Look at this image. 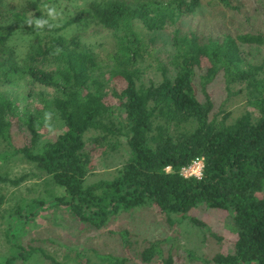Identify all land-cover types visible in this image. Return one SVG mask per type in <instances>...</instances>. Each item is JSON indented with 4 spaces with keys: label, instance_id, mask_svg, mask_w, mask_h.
<instances>
[{
    "label": "trees",
    "instance_id": "trees-1",
    "mask_svg": "<svg viewBox=\"0 0 264 264\" xmlns=\"http://www.w3.org/2000/svg\"><path fill=\"white\" fill-rule=\"evenodd\" d=\"M56 1H28L0 23V47L18 33L30 40L26 62L16 64L11 54L0 59V163L20 157L45 177L47 186L54 187L48 197L23 201L9 214L10 255L0 264L36 259L66 264L20 241L25 225L40 212L66 208L78 222L102 231L119 213L147 205L170 225L175 223L172 217L183 218L201 206L226 212L234 233L233 253L215 255L209 263L264 264V197H260L264 194V62L250 64L245 56L246 47H264V34L205 39L182 33L179 23L196 12L201 0H90L53 27L45 22L44 12ZM216 1L239 10L231 0ZM89 24L113 39L104 57L78 37L66 40L59 35L72 26ZM169 27L174 30L168 62L156 60L153 77L146 78L152 67L146 61L154 55V40L147 36ZM219 77L227 96L242 97L253 111H244L232 121L230 113L219 118L208 92ZM25 80L51 90L48 97L41 93L40 107L30 111L20 109L4 91ZM235 86L239 89L233 92ZM21 126L29 132V140L15 148L11 135ZM48 128L59 131L55 139L41 143V131ZM91 132L95 136L89 139L96 148L124 138L128 157L110 179L88 184L92 170L85 136ZM195 158L204 161L202 178H183L181 168ZM27 177L0 174V205L1 186L19 187ZM189 220L206 227L197 219ZM108 233L119 237L122 253H94L96 264H130L133 259L123 254L130 246L129 233ZM162 255L163 242L155 241L148 242L136 258L152 264ZM82 256L77 252L75 259ZM161 260L160 264H172L171 257Z\"/></svg>",
    "mask_w": 264,
    "mask_h": 264
},
{
    "label": "rangeland",
    "instance_id": "rangeland-1",
    "mask_svg": "<svg viewBox=\"0 0 264 264\" xmlns=\"http://www.w3.org/2000/svg\"><path fill=\"white\" fill-rule=\"evenodd\" d=\"M28 1L34 0H1L0 23L10 19ZM89 1L57 0L53 4H48L44 12V20L53 27H59ZM231 2L239 10L226 9L216 0H201L196 12L183 19L178 27L184 34L195 33L205 39H219L225 34L231 36L257 32L264 34V0H231ZM173 30L174 28L169 27L162 32L147 36L154 40L152 43L154 55L146 61V64L152 66L146 70V78L150 75L153 77L156 60L164 65L168 62L172 53ZM59 35L64 36L66 40L78 37L85 47L93 49L103 57L108 54L113 43V39L105 30L92 24L72 26ZM29 47V38L24 33H18L7 45L0 47V59L11 54L14 62L21 65L22 62H26ZM245 56L250 64L263 63L264 47H246ZM196 88L199 100L203 101L198 83H196ZM238 89L239 87L235 86L232 91L235 92ZM4 91L17 101L20 109L26 107L29 111L40 107L41 93L43 97L51 94V90L33 86L28 80L21 82L19 86H8ZM208 92L213 98L214 111L219 118L225 113H230L229 121H232L244 111H253L246 106L242 97L227 96L220 77L209 86ZM58 131L59 129L50 130V128L42 130L41 143L55 139ZM94 136L92 132L85 136V151L91 157L92 170L88 184L110 179L128 157V148L124 138L116 142L110 141V144L96 148L89 139ZM11 138L13 146L21 148L28 143L29 132L22 126L17 127L12 132ZM112 146L115 148L112 149ZM0 174L12 179L28 176L19 187L1 186V194L4 196L3 203L0 205V261H2L4 257L10 255L6 238V229L12 219L10 217L8 222L9 214H14L17 207L24 203L23 201L28 203L41 196L48 197L47 194L54 187L47 186L45 177L33 165L20 157H13L7 162L0 163ZM54 192L61 194L60 191ZM260 197H264V194ZM40 213L25 225L20 241L23 244L41 248L59 262L66 264H96L94 253L120 256L122 252L119 237L108 233L120 230H126L130 236V246L126 248L127 253H124L125 249L123 250V254L133 259L130 264H144L136 258V254L148 242L155 241L163 242V255L152 264H160L161 259L168 257H171L172 264H210V260L215 255L233 253L234 233L231 229V217L226 212L205 206L192 210L183 218L181 216L172 217L175 223L170 225L165 216L160 214L156 208L147 205L130 212L119 213L102 231L94 230L78 222L66 208L51 209ZM189 218L203 222L206 227L202 229L193 225ZM212 235L220 238L221 241L216 240ZM77 252H81L87 259L82 256L77 261L75 259ZM28 264L49 263L36 259Z\"/></svg>",
    "mask_w": 264,
    "mask_h": 264
},
{
    "label": "built area",
    "instance_id": "built-area-1",
    "mask_svg": "<svg viewBox=\"0 0 264 264\" xmlns=\"http://www.w3.org/2000/svg\"><path fill=\"white\" fill-rule=\"evenodd\" d=\"M204 161L202 158H195L188 166L181 168L180 175L185 179L200 180L203 176ZM167 168L166 171H169Z\"/></svg>",
    "mask_w": 264,
    "mask_h": 264
}]
</instances>
